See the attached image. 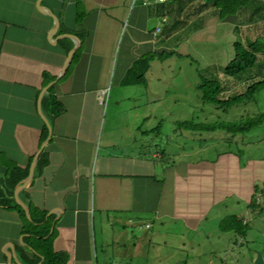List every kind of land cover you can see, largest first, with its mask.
I'll use <instances>...</instances> for the list:
<instances>
[{
	"label": "crops",
	"instance_id": "obj_1",
	"mask_svg": "<svg viewBox=\"0 0 264 264\" xmlns=\"http://www.w3.org/2000/svg\"><path fill=\"white\" fill-rule=\"evenodd\" d=\"M37 1L0 0V179L11 167L29 171L47 140L40 107L51 135L34 166L43 154L40 171L19 198L35 216L45 213L39 225L49 226L44 239L54 233L52 251L68 255L66 264H123L127 244L154 236L178 240L176 249L194 250L195 243L200 249L207 241L212 252L198 255L208 258L203 264H238L243 239L237 221L255 210L264 161H244L241 150L215 146L237 145L234 137H200L188 152L161 149V123L193 120L194 114L187 102L185 110L172 104L176 93L156 77L162 71L156 62L172 54L190 57L189 41L196 36L216 43L211 32L225 24L242 35V27L264 18L250 21L240 13L220 19L208 3L198 10L206 0H43L60 22L57 32L54 21L37 11ZM69 34L80 48L55 81L76 45ZM149 55L155 57L144 70L139 61ZM223 69L213 65L211 73ZM255 69L245 76L248 84L257 80ZM218 81L223 98L236 88L226 77ZM50 88L63 108L57 116L42 103ZM23 229L18 212L0 205V264H29L35 256L36 264L44 263L38 237ZM192 257L184 264H193Z\"/></svg>",
	"mask_w": 264,
	"mask_h": 264
},
{
	"label": "rangeland",
	"instance_id": "obj_2",
	"mask_svg": "<svg viewBox=\"0 0 264 264\" xmlns=\"http://www.w3.org/2000/svg\"><path fill=\"white\" fill-rule=\"evenodd\" d=\"M240 19L239 24H243ZM234 27L229 24L221 27V31H213L217 42H212L209 44L206 41H200L196 39L189 41V53L190 57L176 56L175 54L170 55L169 60H162L156 62L158 68H162L156 77L161 76L162 81L166 84H170L171 92L176 93L177 101L173 102L176 109H187L188 104L190 108L193 109L191 113L192 118L196 124H206L213 125L216 123H237L241 120H247L252 117H257L259 114H264V89L254 95L252 100H246L239 103L233 107H230L225 112L211 103H204L200 100L201 92L196 88L201 82L202 78L205 79H216L226 77L228 82L235 83L236 88L234 91H229L224 96V98H230L237 94H242L246 88L252 83L248 82V78H245L248 73L252 72L256 67L258 72L256 78L258 81L264 78V67L256 66L245 73L242 74V79L240 78H227L222 72L217 74L211 73V68L213 65L216 67L224 68L229 61L233 59V42L237 40L245 41V38L249 37L251 39H261V35L264 36V20L260 21L258 24H251L249 27H242V35L239 31L234 33ZM206 34V33H204ZM206 42V43H205ZM259 65L264 63V56L259 57ZM218 72V71H217ZM260 73V74H259ZM255 78V77H254ZM246 82V84H242ZM254 82V81H253ZM229 87V85H228ZM187 97V101L185 100ZM199 98V101L196 100ZM188 104H187V103ZM183 114H185L183 112ZM185 119V121H193ZM179 122L164 121L162 122V135L160 137L159 145L161 149L172 150L173 152H188L191 149H195L200 145V137L202 139L214 138V137H224L227 140H231L233 137L237 145L228 142L217 143L216 147L222 150H241L244 155V161L248 158H255L264 161V123L258 126L246 134H238L232 136L225 131L218 130L213 133H198V132H188L185 130H179L177 124ZM191 135L193 137L191 138ZM243 140V143L241 142ZM250 143H253L250 145ZM263 172L264 171H260ZM258 193L255 196V202L253 203L254 211H247L243 215V244L238 250V264H254L257 255L261 254L264 261V182L257 184ZM263 190V193H261ZM144 228V227H143ZM155 228L149 230L150 233L154 232ZM142 234V233H141ZM230 236L227 235L226 238ZM171 243L174 249L170 248ZM179 241H167L166 239H158L154 236L148 237L146 242H139L136 246L132 244H127V249L124 250V255L122 256L123 264H184L185 257L193 256V264H203V262L208 259L206 257L198 256L200 253L203 255H208L211 246L210 242L202 241L200 249H198L195 243L194 250L189 249H176L179 248ZM96 253L98 258L100 257V249L97 246ZM212 259V258H211ZM115 264H121L119 260ZM216 264V262H215ZM219 264V263H218Z\"/></svg>",
	"mask_w": 264,
	"mask_h": 264
},
{
	"label": "trees",
	"instance_id": "obj_3",
	"mask_svg": "<svg viewBox=\"0 0 264 264\" xmlns=\"http://www.w3.org/2000/svg\"><path fill=\"white\" fill-rule=\"evenodd\" d=\"M79 2V0H77ZM211 5V8L218 12L220 19L227 16H236L240 13L247 14L250 21L256 19H263V7L261 0H206L205 4H199L198 10L201 11ZM252 18V19H251ZM79 21V18H78ZM234 56L231 61L224 67L223 73L229 78H241L242 74L246 71L259 66L262 68L264 63L259 65V57L264 56V38L255 40H237L233 43ZM75 56V55H74ZM167 55H161L159 58L164 59ZM154 55H149L140 59L139 63L144 65L143 69L147 70L149 62ZM74 58V57H73ZM127 82V81H126ZM144 83V80L141 81ZM197 89L201 92V99L205 103H211L218 108H221L224 112L239 103L246 100H252L254 95L261 92L264 89V78L252 82L242 94H237L230 98H223L221 96L223 92V86L217 79H205L202 78L198 84ZM52 88L48 90V95L43 98V105L50 108L51 114L54 116L59 115L63 108L59 102H57L51 95ZM264 123V114H259L257 117H252L247 120H241L237 123H216L213 125L196 124L194 121L179 122L177 128L179 130H185L188 132L198 133H213L218 130H222L231 134L232 136L238 134H246L252 129L261 126ZM47 137V130H44L42 141ZM43 165V154H41L36 167L35 173L39 172ZM28 170L21 171L17 167H11L8 175L0 179V205L6 208L14 209L18 212L20 219L23 223V231L31 233L37 236L36 249L38 253L44 257L43 264H66L68 261V255L61 253H54L49 246V242L53 237V234L44 239L49 233V226L45 224L39 225L44 221L45 213H41L40 217H37L29 210L32 222L26 219L24 211L15 203L13 192L17 185L22 184L26 179ZM255 202V197H254ZM229 220L222 223V226L228 224ZM237 230H241L243 236V228L240 221ZM39 262L38 257H33V260L29 264H36Z\"/></svg>",
	"mask_w": 264,
	"mask_h": 264
},
{
	"label": "water",
	"instance_id": "obj_4",
	"mask_svg": "<svg viewBox=\"0 0 264 264\" xmlns=\"http://www.w3.org/2000/svg\"><path fill=\"white\" fill-rule=\"evenodd\" d=\"M42 2H43V0H38V1H37V4H36V9H37V11H38L40 14H42V15H44V16H46V17L51 18V19L54 21V23H55V26H56V30H57V32L61 31V25H60V22H59L58 18H57L54 14H52V13L46 11V10L43 8V6H42ZM60 35H61V34H59L58 36H60ZM58 36L56 37V39H54V41L57 42V41L60 39ZM68 39L72 40L76 45H75L74 48H72V49L68 52V54H67V59H66V61H65V63H64V66H63L62 70L60 71V73L57 75L55 81H56L57 79H59L61 76L64 75V73H65V71H66V68H67V66H68V64H69V62H70V60H71L72 55L74 54V52H75L76 50H78V48H80V44H81V42H80V40H79L75 35H73V34H69ZM55 81H54V82H55ZM54 82L50 83V84L46 87V89H44V91L47 90L49 87H51V86L54 84ZM38 111H39V114H40V116H41L43 122L45 123V125H46V127H47V129H48V138H47V140L42 144V146L40 147L39 151H38L37 154L35 155V157H34V159H33V162H32L31 165H30V168H29V171H28L27 178L25 179V181L23 182V184H22L21 186L17 187V188L14 190V195H13V196H14L15 203H16V204H17V205H18V206L24 211L25 216H26V219H27L29 222H32V220H31V216H30V212H29L28 208L26 207V205H25L24 203H22V201L20 200V198H19V193H20V191L24 190V189L29 185V183H30V181H31V179H32V176H33L35 163H36V161H37V159H38V157H39L41 151L43 150V148H44V147L46 146V144L48 143V140H49L50 135H51V128H50V125H49V123L46 121V119L42 116L40 107H39V110H38ZM21 243H22V242H21ZM27 248H28L29 250H31L32 252H34L32 248H30V247H27ZM12 260L16 261L14 257L12 258ZM42 262H43V258H42L41 263H39V264H42ZM16 263H17V264H21V263H19L18 261H16ZM254 264H264V261H263V259H262L261 254L257 255V257H256V259H255V261H254Z\"/></svg>",
	"mask_w": 264,
	"mask_h": 264
},
{
	"label": "built area",
	"instance_id": "obj_5",
	"mask_svg": "<svg viewBox=\"0 0 264 264\" xmlns=\"http://www.w3.org/2000/svg\"><path fill=\"white\" fill-rule=\"evenodd\" d=\"M161 1H163V0H161ZM155 32H156V33L160 32V29L157 28V29L155 30Z\"/></svg>",
	"mask_w": 264,
	"mask_h": 264
}]
</instances>
